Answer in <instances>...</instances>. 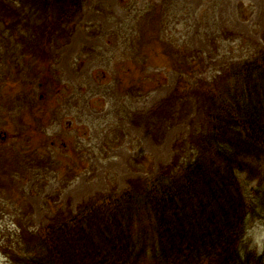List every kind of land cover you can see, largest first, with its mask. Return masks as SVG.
<instances>
[{"label": "trees", "instance_id": "trees-1", "mask_svg": "<svg viewBox=\"0 0 264 264\" xmlns=\"http://www.w3.org/2000/svg\"><path fill=\"white\" fill-rule=\"evenodd\" d=\"M91 4L92 0H0L5 40L0 62L13 76H7V83L20 86L25 96H6V106H0L6 111V117L0 116L2 126L13 122L17 104L26 100V113L32 117L47 111L41 98L32 97V82L25 74L40 79L36 69L44 66V77L52 75L51 59L56 56L51 44L68 43ZM185 4L186 0H149L137 9L133 2L131 19L103 32L107 47L93 46L102 53H89L114 73L109 82L112 93L118 86L132 101L143 96L145 84L166 80L158 75L160 70L176 75L172 91L149 111L131 107L121 120L143 127L157 145L173 128L188 126V134L174 138L170 162L149 166V177L130 178L122 191L114 184L76 208L55 203L47 222L35 229L33 204L18 191L23 185L16 181L19 167L34 178L35 168L28 170L33 158L16 144L3 150L8 143L0 142V255L11 264H264V252L248 233L250 220L264 216V46L222 26L214 12H188ZM243 8L239 7L241 16ZM87 32L95 36L102 29ZM196 39L201 47L195 46ZM261 39L264 42V32ZM108 45H113L110 52ZM89 48L83 47L84 55ZM150 54L160 60L154 71ZM24 60H33V65ZM127 60L128 78L121 70ZM83 63L79 61L77 68ZM57 81L49 83L59 86ZM82 96H72L77 100L74 109ZM41 117L39 123L52 127L53 115ZM120 129L108 124L103 145L115 146L117 138L110 135L122 134ZM78 144L80 149H75ZM73 148L84 160L81 144ZM133 162L141 160L131 159L132 168ZM79 167L85 163L67 170L75 174ZM12 187L16 203L2 205ZM6 217L14 222L4 224Z\"/></svg>", "mask_w": 264, "mask_h": 264}, {"label": "rangeland", "instance_id": "rangeland-1", "mask_svg": "<svg viewBox=\"0 0 264 264\" xmlns=\"http://www.w3.org/2000/svg\"><path fill=\"white\" fill-rule=\"evenodd\" d=\"M133 2H135V8L143 9L149 0H92V4L83 10L70 41L51 44V54L56 56L51 59L52 75L47 74L44 77V66L37 67L36 74L38 72L42 77L40 79H46L47 84L32 77L28 72L25 74L26 78L32 82V97L37 101L41 98L47 106V111L32 117L26 113L28 109L26 100L25 109L24 104H17L18 112L11 118L13 122L9 121L2 126L3 122L0 121V142L8 143L3 150L16 144L24 154L33 158L28 170L35 168L34 178L29 179L31 172L27 173V170L25 171L22 167H19L20 171H17L16 175V181L23 185L18 191L25 192L24 195L33 204L32 228L37 229L47 222V217L55 208V203H71L72 207L76 208L88 197L99 192H108L114 184L118 191H122L128 187L130 178L149 177L147 173L150 172L149 166L157 167L158 163L170 162L174 138L189 132L188 126L179 125L168 133L161 145H157L143 127H136L127 118L126 121L121 122L122 116L127 110L131 111V107L145 113L166 97L174 88L176 81V75L173 72L160 70L158 75L165 76L166 80L156 86L145 84L147 88L143 96L132 101L131 96L122 92L118 86L114 88L116 92L114 96L109 89V82L110 79H114V73L107 69L99 56L89 54L92 51L102 53L101 49H93V46L107 47L103 36L104 31H112L118 23L122 24L131 19ZM240 6H244L242 16L239 14ZM96 7L101 8L97 10ZM184 7L186 11L198 12L199 15L214 12L222 26L248 35L264 46L261 39V33L264 32V0H186ZM194 22L192 20L191 24ZM97 26L102 29V32L90 36L87 31L90 29V32H94ZM3 30L4 25L0 21V50L5 47ZM201 45V41L196 39L195 46L201 47ZM84 46L92 47L85 55L83 54ZM112 50L113 45H108V52ZM153 55L150 54L149 57V62L152 63L151 71H154V66L160 64L159 58ZM81 60L84 63L77 68V63ZM32 61L24 60L26 64L33 65ZM127 63V65H121L124 76H126L124 72L131 67L128 60ZM13 75L16 76V73ZM7 76L13 78L11 74L6 73V63L0 62V106H6L4 101L7 102L8 95L25 97L20 86L7 83L9 80ZM26 78L24 79L27 80ZM55 78L59 86L49 83L55 81ZM137 85L142 86L140 82ZM27 88L28 86L24 90L27 91ZM91 94L93 95L89 96ZM72 96L83 97V100H79L77 109H74L77 100ZM3 97L6 100H3ZM1 115L6 117V111L0 110ZM45 115H53L55 118L49 129L38 121V118ZM108 124L116 125L123 131L122 134L118 130L119 132L116 131L110 135L112 140L117 138L115 146L110 148L103 145L108 133ZM4 136L6 139H3ZM44 138L45 142H43ZM76 143L81 144L85 161L79 157V150H75L80 149L79 144L75 149L73 148ZM35 151H37L36 156ZM134 158H139L141 163L133 162L135 167L132 168L131 159ZM46 159L49 160L43 165L42 161ZM83 163L85 167L77 168L75 174L68 172V168L72 165L78 166ZM59 164L60 167H57ZM61 166L64 167L61 168ZM26 173L27 178L24 177ZM37 179L40 180L39 184L35 181ZM33 184H36L35 188ZM12 188L11 197L1 199L2 205L12 206V203H16L12 200L17 196L16 188ZM48 196L55 198L51 200ZM26 197L24 201H27ZM6 212L9 214L11 210ZM17 216L22 215L17 214ZM2 222L11 223L14 219L6 217ZM248 233L251 242L257 246L259 252L263 253L264 216L250 220ZM0 264L11 263L5 256L0 255Z\"/></svg>", "mask_w": 264, "mask_h": 264}]
</instances>
